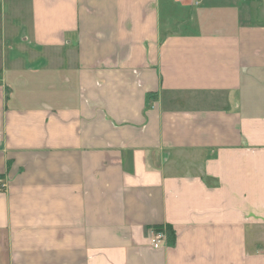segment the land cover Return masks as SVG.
I'll use <instances>...</instances> for the list:
<instances>
[{
  "label": "crops",
  "instance_id": "0c3cea01",
  "mask_svg": "<svg viewBox=\"0 0 264 264\" xmlns=\"http://www.w3.org/2000/svg\"><path fill=\"white\" fill-rule=\"evenodd\" d=\"M0 180V264H264V0H0Z\"/></svg>",
  "mask_w": 264,
  "mask_h": 264
},
{
  "label": "built area",
  "instance_id": "2783aa9c",
  "mask_svg": "<svg viewBox=\"0 0 264 264\" xmlns=\"http://www.w3.org/2000/svg\"><path fill=\"white\" fill-rule=\"evenodd\" d=\"M179 3H191L200 5L202 0H175ZM5 181L0 180V190L5 187ZM167 241V231L165 228L153 229L151 232V246L155 249L162 247Z\"/></svg>",
  "mask_w": 264,
  "mask_h": 264
}]
</instances>
